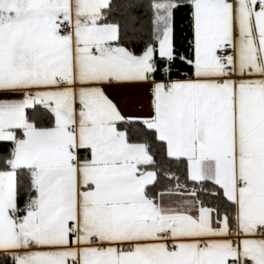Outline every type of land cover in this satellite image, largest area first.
<instances>
[{
	"label": "snow or ice",
	"instance_id": "snow-or-ice-1",
	"mask_svg": "<svg viewBox=\"0 0 264 264\" xmlns=\"http://www.w3.org/2000/svg\"><path fill=\"white\" fill-rule=\"evenodd\" d=\"M0 264H264V0H0Z\"/></svg>",
	"mask_w": 264,
	"mask_h": 264
}]
</instances>
